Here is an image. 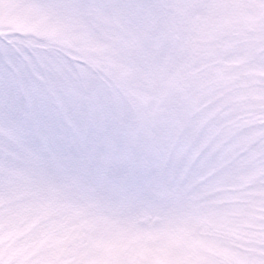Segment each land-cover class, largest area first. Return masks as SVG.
<instances>
[{
  "label": "snow or ice",
  "instance_id": "1",
  "mask_svg": "<svg viewBox=\"0 0 264 264\" xmlns=\"http://www.w3.org/2000/svg\"><path fill=\"white\" fill-rule=\"evenodd\" d=\"M0 264H264V0H0Z\"/></svg>",
  "mask_w": 264,
  "mask_h": 264
}]
</instances>
